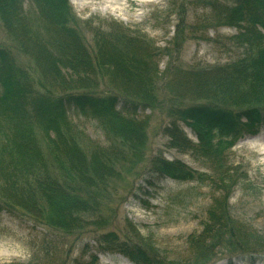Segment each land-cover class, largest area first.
<instances>
[{
  "label": "trees",
  "instance_id": "obj_1",
  "mask_svg": "<svg viewBox=\"0 0 264 264\" xmlns=\"http://www.w3.org/2000/svg\"><path fill=\"white\" fill-rule=\"evenodd\" d=\"M203 4L207 21L234 29L211 39L230 57L207 66L169 64L161 89L156 48L127 27L81 24L69 0H0V210L63 235L98 232L72 264H96L99 251L120 253L133 264H213L221 255L230 256L228 264H235L232 257L246 264L264 260V234L228 213L230 188L247 178L222 165L224 148L264 130V0ZM84 29L92 33L93 49ZM2 33L9 42L1 41ZM101 79L108 87L100 93ZM145 109L174 117L162 129L167 145L191 152L211 171L159 152L138 183L137 189L162 178L208 183L207 217L187 238L184 258L166 256L141 236L128 242L116 230L101 229L110 222L104 211L113 210L105 201L108 183L118 167L143 159L147 120L139 111ZM76 115L98 124L104 144H82L86 136ZM24 264L50 263L37 251Z\"/></svg>",
  "mask_w": 264,
  "mask_h": 264
},
{
  "label": "rangeland",
  "instance_id": "obj_2",
  "mask_svg": "<svg viewBox=\"0 0 264 264\" xmlns=\"http://www.w3.org/2000/svg\"><path fill=\"white\" fill-rule=\"evenodd\" d=\"M204 0H69L79 23L93 27L114 22L127 27L133 34L143 37L156 48L159 70L157 86H164L168 65L186 68L223 63L230 57L211 39L227 37L235 33L229 26L217 25L206 19L209 13ZM86 44L93 49L91 31L84 29ZM1 41L9 42L2 33ZM25 61L26 58L20 57ZM29 62V60H27ZM96 90L104 92L106 81L101 79ZM162 89V88H161ZM139 116L147 120L146 145L143 159L132 167H118L116 179L108 183V194L113 210L104 211L110 218L103 232L116 230L121 238L136 241L137 236L152 241L155 247L169 257L184 258L187 255L186 240L199 232L207 217L206 210L213 194L208 183L195 180L176 181L162 178L154 187L137 189L148 167V161L159 152L166 159H181L188 167L211 174L206 165L190 153L176 151L167 145L163 128L173 120L160 110L145 109ZM188 137L195 140L194 133L184 120L177 119ZM86 138L82 144L92 147L104 144V133L92 119L74 116ZM223 167L246 176L245 184L238 182L230 188L227 202L228 213L244 227L264 234V130L253 135H242L222 154ZM213 172V171H212ZM147 192V193H146ZM103 197L102 199H104ZM138 199V200H137ZM106 210V209H105ZM92 229V228H91ZM98 233V232H97ZM95 233V235L97 234ZM93 233L88 228L81 232L65 234L46 226L18 218L0 210V264H24L33 259L38 251L40 258H48L50 264H72L79 248L86 241L93 243ZM96 264H133L120 253L98 252ZM230 256L221 255L213 264H228ZM235 264H246L232 257ZM256 264H264L259 260Z\"/></svg>",
  "mask_w": 264,
  "mask_h": 264
}]
</instances>
